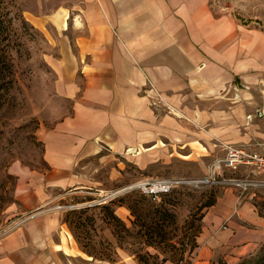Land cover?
Returning <instances> with one entry per match:
<instances>
[{
	"label": "crops",
	"instance_id": "obj_1",
	"mask_svg": "<svg viewBox=\"0 0 264 264\" xmlns=\"http://www.w3.org/2000/svg\"><path fill=\"white\" fill-rule=\"evenodd\" d=\"M72 11L75 38L50 61L70 109L39 131L48 167L19 188L27 209L58 201L61 188L103 184L93 164L104 156L126 152L146 168L208 164L223 143L264 153V116L248 117L264 109L263 29L211 0H78ZM220 187L191 264H238L264 244V190ZM60 219L39 211L2 236L0 264H72L55 237Z\"/></svg>",
	"mask_w": 264,
	"mask_h": 264
},
{
	"label": "rangeland",
	"instance_id": "obj_2",
	"mask_svg": "<svg viewBox=\"0 0 264 264\" xmlns=\"http://www.w3.org/2000/svg\"><path fill=\"white\" fill-rule=\"evenodd\" d=\"M77 1L2 0L7 26L4 44L12 64L7 79L12 80V85L0 106V238L23 226L37 212L48 210L49 215L61 218L54 230L55 237L63 246L59 248L70 254L65 257L72 264H141L138 252L158 254L160 260L168 258L166 264H174L179 259L175 249L145 245V237L138 234L136 217L126 206L145 195L137 188L124 189L149 177H200L207 173L206 165L210 162L158 163L145 168L134 161L137 156L128 159L123 152L104 156V161L96 159L93 165L100 170L95 175L102 177L103 184L94 181L89 183L90 188L58 189V201L40 210L27 209L18 193L32 173L46 172L48 167L43 159L40 129L49 127L70 109V103L56 93L57 75L50 61L60 56V44L64 39L73 41L75 38L71 31L72 10ZM211 5L218 13L231 12L243 23L264 30V0H211ZM63 26L66 29L63 30ZM111 171L113 179L118 173L119 181L108 180ZM220 190V185L185 183L162 198L175 214V221L169 227V241L180 247L184 244L187 262H193L196 236L202 227L206 204L215 200ZM118 191L121 192L112 202L105 197ZM154 202L159 204L162 200ZM121 204L127 207L128 213L116 214L129 232L104 208L108 205L116 212ZM60 224H65L63 230ZM192 246L194 251L189 254ZM187 262L184 259L180 264Z\"/></svg>",
	"mask_w": 264,
	"mask_h": 264
},
{
	"label": "trees",
	"instance_id": "obj_3",
	"mask_svg": "<svg viewBox=\"0 0 264 264\" xmlns=\"http://www.w3.org/2000/svg\"><path fill=\"white\" fill-rule=\"evenodd\" d=\"M1 4L2 0H0V106L2 105V101L4 100L6 91L8 90L9 86L12 85V80L7 79L8 73L12 70V64L9 62L7 52L5 50L6 45L4 44V42L6 39L5 33L7 26L6 19L2 12ZM142 194L145 195L144 193ZM169 194L162 195L160 197L162 202L159 204H155V202L152 203L153 201L157 200H154L152 197L145 195L140 196L138 199L134 200L132 203L127 204L126 206L136 217L135 223L139 225L138 234L145 237V245L152 246L155 249L159 247L162 248L165 246H171L175 249V252L179 256V259L176 260L174 264H180L181 261H183L184 259L185 262H187V258H185V248H183L185 247L184 244H182L183 247H180L178 246L179 244H174L173 242L169 241L171 233V229H169V227H171V223H174L175 221V214L171 212L165 200H163ZM112 201L113 199L110 200V202ZM215 202L216 199L206 204V206L209 207ZM104 208L108 210V213L111 218L117 221V223L122 224L123 228L126 231H130L129 228L126 226L125 222L116 214L114 209H111L108 205H105ZM193 251L194 246L189 249V254ZM137 258L141 264H166V262L168 261V258L166 257L160 260L158 254H154L151 252H138ZM190 263L191 261H188L185 264ZM238 264H264V244H262L261 247L254 254L242 258Z\"/></svg>",
	"mask_w": 264,
	"mask_h": 264
},
{
	"label": "built area",
	"instance_id": "obj_4",
	"mask_svg": "<svg viewBox=\"0 0 264 264\" xmlns=\"http://www.w3.org/2000/svg\"><path fill=\"white\" fill-rule=\"evenodd\" d=\"M263 116L264 109L259 108L254 116L249 115L248 117L252 120L254 117ZM222 147L223 154L212 158L207 173L203 176L149 177L124 190L137 188L154 200H160L162 195L171 193L175 188L185 183L233 186L241 194L264 190V153L252 152L242 144L223 143ZM119 192L121 191L112 193L107 199H114Z\"/></svg>",
	"mask_w": 264,
	"mask_h": 264
},
{
	"label": "water",
	"instance_id": "obj_5",
	"mask_svg": "<svg viewBox=\"0 0 264 264\" xmlns=\"http://www.w3.org/2000/svg\"><path fill=\"white\" fill-rule=\"evenodd\" d=\"M115 194V193H114ZM112 194L105 196L106 198L110 197Z\"/></svg>",
	"mask_w": 264,
	"mask_h": 264
}]
</instances>
